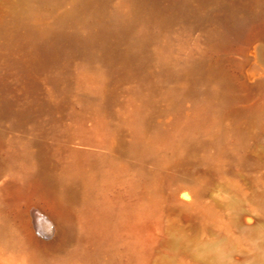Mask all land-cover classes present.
I'll list each match as a JSON object with an SVG mask.
<instances>
[{
  "label": "rangeland",
  "instance_id": "374dc122",
  "mask_svg": "<svg viewBox=\"0 0 264 264\" xmlns=\"http://www.w3.org/2000/svg\"><path fill=\"white\" fill-rule=\"evenodd\" d=\"M141 1L154 15L133 0L95 4L137 14L134 34L151 61L119 74L118 61L75 46L60 66L13 64L4 54L10 19L37 10L36 26L17 32L29 50L54 37L74 0H0V93L16 111L0 112V264H133L126 243L136 240L145 245L140 264H264V0H187L191 19ZM238 21L242 31L232 26ZM194 67L198 74H188ZM31 77L41 107L19 118L33 98L24 84ZM228 80L231 109L222 111L215 97ZM133 108L139 133L123 116ZM196 112L201 121H192ZM41 152L57 196L31 180ZM75 153L80 168L67 179ZM149 199L148 226L123 225L105 245L78 237L86 201L137 219Z\"/></svg>",
  "mask_w": 264,
  "mask_h": 264
},
{
  "label": "bare ground",
  "instance_id": "6f19581e",
  "mask_svg": "<svg viewBox=\"0 0 264 264\" xmlns=\"http://www.w3.org/2000/svg\"><path fill=\"white\" fill-rule=\"evenodd\" d=\"M41 1L44 5L50 6L54 0ZM100 1L102 0H74L73 5L61 16L60 28L54 37L38 41L29 50L25 49L24 42H22L17 32H22V29L26 30V28L32 27L37 23V10L31 8L21 10L14 18L10 19V25L5 29L8 40L6 42L7 51L4 54L9 57L10 62L18 67L35 72L51 62H55L60 66L64 55L67 54L71 47L75 46L82 48L90 56L102 54L109 60L118 61L120 64L119 74L144 69L150 63L151 59L146 52L145 41L134 34L137 14L134 15V13L132 14L124 10L121 6H117L110 12L104 11L99 9L102 5L99 8L95 7V4ZM133 1L135 2L137 10H144L149 16L154 15L152 13L153 11L143 8L141 0ZM187 2V0H156L155 8L168 13V16H184L186 19L196 18L195 11L189 7ZM100 20L103 22L101 23ZM78 25H84L86 32L81 33L76 28ZM232 26L236 30L242 31L244 23L238 21ZM224 38L225 35L221 32L216 36L218 43H223ZM198 71V67H194L190 69L188 74L190 72H197L198 74ZM32 78L25 80L24 84L25 89L33 98L25 107L16 113L19 118L31 116L41 107L40 103L34 97L36 84ZM227 83L226 88L222 92L216 93L215 97L222 111L231 109L229 104L230 93L234 86L231 80H228ZM112 92L113 89L109 90V93L105 97V103L112 100ZM3 94L0 93V112L15 114L16 111L13 109L12 104L5 99ZM92 107L97 112L101 109L100 104H93ZM123 116L130 122L133 132L139 133L142 128V121L139 118L138 110L136 108L127 109L123 112ZM203 118V114L196 112L192 116V121L198 122ZM81 160V155L75 153L66 171L67 179H70L79 170ZM39 164L38 174H35L31 179L33 184L37 187L47 189L57 196L56 185L46 172L49 165V158L45 152H41L39 155ZM93 207L97 208L95 214L91 211ZM139 210L143 213L139 218L134 219L129 212L115 208L108 201L96 203L93 200H88L80 209V213L84 216L85 222L78 232V237L82 241L89 238L95 239L102 245L113 243L118 238L119 229L123 225L134 227L148 226L150 219L154 218L153 200L149 199L141 204ZM109 216L115 217L110 227L108 223ZM2 228L4 229L3 226ZM126 244L133 264H140L145 248L143 242L136 240L127 242ZM72 259L69 258L65 263L72 264ZM88 264H101V262L96 259H91Z\"/></svg>",
  "mask_w": 264,
  "mask_h": 264
}]
</instances>
